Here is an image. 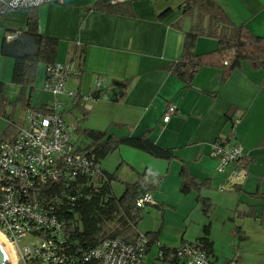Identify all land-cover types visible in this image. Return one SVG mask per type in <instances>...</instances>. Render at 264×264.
<instances>
[{
	"label": "crops",
	"instance_id": "1",
	"mask_svg": "<svg viewBox=\"0 0 264 264\" xmlns=\"http://www.w3.org/2000/svg\"><path fill=\"white\" fill-rule=\"evenodd\" d=\"M95 1L59 0L37 8L38 30L59 41L55 63L74 65L76 72L66 82L69 91L91 94L98 79L111 85L80 123L82 113L69 111L70 104L66 106L64 119L73 128L71 141L75 145L80 140L74 130L80 125L86 130L106 131L115 138L138 137L151 130L150 139L156 145L174 150L176 159L165 162L122 145L100 162L101 169L114 174L119 180L117 184L123 188L124 184L135 183L144 171H150L154 178L160 177L155 191L159 195L152 193L154 205L150 207L160 211L161 228L157 244L149 252L154 250L152 256L155 257L159 247L176 249L182 242H194L202 236L205 225L211 227L210 216L214 210L211 199L215 201L217 195L210 191L213 182L219 183L221 193L232 194V200L225 196L232 218L255 212L254 220H259L264 202L248 195L264 194V70H254L248 63H243L240 69L224 76L222 68L203 67L195 76L192 87L181 90L182 83L165 67L180 59L184 35L195 24L194 15H183L180 11L185 0L135 1L132 4L134 18L87 12ZM213 2L233 25H243L252 34L264 38V0ZM166 10L170 12L158 19ZM27 17L25 10L0 15V44L10 32L24 30ZM216 49L214 39L199 37L195 53L206 54ZM81 50L83 61L79 66ZM2 66H6L7 73L0 82L5 83V97L11 106L19 95V88L10 83L8 73H12L13 61L0 55V73H3ZM42 80L41 76L39 86ZM124 83L127 87L118 96L119 86ZM43 93L34 86L31 106L50 103L51 96ZM169 105H174L176 110L169 122L163 123L162 117ZM229 109L232 123L225 117ZM233 120H239V123L231 131ZM20 124L9 138L14 136ZM218 138H230L244 148L243 167L237 168L241 172L234 178L230 177L231 169L218 173L217 162L210 157L211 145ZM182 164L199 183L209 180V188L200 192L213 204L208 216H204L197 206L195 193H180ZM120 195L115 194L116 197ZM195 219L200 225L192 229ZM240 224L243 226L242 219ZM237 228L242 234L241 228ZM135 233L145 234L136 230ZM243 233L254 241L253 244L238 245L225 262L233 259L234 264H264V229L257 225ZM186 234L191 237L185 239ZM209 239L213 243L211 229ZM213 253L216 262L214 243ZM147 256L145 262L150 264Z\"/></svg>",
	"mask_w": 264,
	"mask_h": 264
},
{
	"label": "trees",
	"instance_id": "2",
	"mask_svg": "<svg viewBox=\"0 0 264 264\" xmlns=\"http://www.w3.org/2000/svg\"><path fill=\"white\" fill-rule=\"evenodd\" d=\"M58 1L52 0V2ZM135 1L138 0L111 4L110 0H96L87 9V12L134 18L136 14L132 4ZM179 8L183 15L195 16V24L184 35L180 59L165 67L166 71L176 76L182 83L181 90L192 87L195 76L203 67L222 68L224 76L233 70L240 69L243 63H248L254 70H264V38L252 34L243 25H233L213 0H185ZM25 11L28 12L25 29L10 32L9 34L14 35L11 40L6 38L2 40L0 55L13 61L10 83L19 88V95L13 106L20 105L25 110L30 109L44 114L48 112L46 107L49 104L31 106V95L34 90L38 65H45L46 79V70L56 62L59 41L39 33L37 9ZM169 12L170 10H166L157 18L161 20ZM199 37L214 39L217 42V49L197 55L195 46ZM81 52L82 50L78 55L79 66L83 61V52L82 54ZM224 62L227 64L224 65ZM126 87L127 83L120 84L118 96ZM100 95V92H96L95 94L92 93L91 96L97 101ZM70 106L69 111L77 110L82 113L79 123L84 121L90 108H87L78 96L70 102ZM8 107L5 97V83L0 82V117L10 122L11 115L7 114ZM65 112L64 110L60 114L64 117ZM231 114V109L225 113L229 123H232ZM11 127L9 123L0 134V142L9 139L12 133ZM151 132V130H147L138 137L115 138L106 131L86 130L80 125H77L74 130L75 135L80 140V143L76 145L77 151L92 156L99 164L106 156L117 151L122 145L139 150L156 160L171 162L176 159L173 149H163L150 139ZM228 140L230 138L226 139L227 142ZM243 162L242 159L237 168L243 167ZM99 179L97 185H94L87 178L78 176L69 188L56 182L46 187L44 192V200L50 201L55 197L60 198L58 202L51 203V206L56 215L65 223L70 252L94 248L108 238L132 243L139 235L135 233V230L141 220V211L143 210V208L136 206V200L145 193L152 194L155 192L160 177L154 178L150 171H144L138 175L135 183L124 184V192L119 197H116L112 191V184L119 183L114 174H107L102 170ZM179 179L180 193L182 195L195 193L197 206L204 216H208L213 209V204L208 198L202 197L200 192L209 188V180L199 183L183 164L179 171ZM78 192L82 198H75L71 201L70 198L78 195ZM248 196L264 202V194L255 193ZM246 216L255 218V212L254 214L248 212ZM258 219L263 223L264 208L261 209ZM159 233L160 228L155 232L142 234L146 239V245L141 264H147L145 257L150 249L157 244ZM209 235V225H205L200 238L194 242H182L181 245L189 244L199 247L210 259V264H214L213 243L209 239ZM178 249L179 247L176 249L159 247L150 264H181L177 256Z\"/></svg>",
	"mask_w": 264,
	"mask_h": 264
},
{
	"label": "built area",
	"instance_id": "3",
	"mask_svg": "<svg viewBox=\"0 0 264 264\" xmlns=\"http://www.w3.org/2000/svg\"><path fill=\"white\" fill-rule=\"evenodd\" d=\"M128 1L131 0H110V3ZM50 2L52 0H0V15L37 9ZM5 38L11 40L14 35L8 34ZM46 72L42 91L52 98L46 107L48 112L26 110V118L14 136L0 142V237L9 248L11 264H141L146 239L140 234L132 243L108 238L94 248L69 251L65 223L51 206L60 198L47 201L43 197L46 187L52 183L69 188L78 176L94 185L100 180V164L92 156L77 151L71 141L73 128L60 114L77 96L87 108L96 100L92 93L79 95L66 89L67 79L76 72L72 63H55ZM109 87L105 80L98 79L93 94H102ZM175 110L174 105H169L162 122H169ZM238 123L239 120H233L231 131ZM243 156V146L231 139L227 142L218 138L211 145L210 157L217 162L216 171L222 173L231 169V178L240 174L237 167ZM75 198H82L81 194L78 192L70 200ZM152 204L150 193L136 200L138 208ZM177 256L182 264H210L202 249L189 244L179 246ZM224 264H234V260Z\"/></svg>",
	"mask_w": 264,
	"mask_h": 264
},
{
	"label": "rangeland",
	"instance_id": "4",
	"mask_svg": "<svg viewBox=\"0 0 264 264\" xmlns=\"http://www.w3.org/2000/svg\"><path fill=\"white\" fill-rule=\"evenodd\" d=\"M2 67L4 69L3 73H0V78H2L3 74L5 75L7 73V69L5 68L6 66ZM45 69V65H38L34 83V86L36 88L38 87V89H41V91L43 90L46 81V79L44 80ZM8 73L10 77L11 72ZM41 76L43 77V80L42 82H40L39 86L38 82ZM3 77L5 78V76ZM0 81L2 80L0 79ZM66 89L68 90L67 84ZM51 101L52 99H50L49 102ZM8 113L11 115L10 122L0 117V134L6 129L9 123L12 126L11 130H14L15 127H17L21 122L24 121L27 115L25 109L21 108L20 105L9 106ZM220 188L221 187H219L218 182L216 184H214L213 182L210 188V191H212L211 194L213 192L217 193L215 201L211 199L212 203L214 204V210L210 216L211 238L213 239L216 252L215 256L217 257V261L214 264H224L225 259L229 258L232 253L236 251L238 245L242 244L243 246H246L244 245L245 243L247 244V246H251L253 244L254 241L251 242L249 238H247V234L243 233L245 230L249 231L250 227H256L257 225H260L261 228L264 229V224L261 222V220H254L253 217L245 218L247 217L246 215H243V217L237 215V217L232 218V216L230 215L232 210L229 213V206L227 207L228 202L225 201V196H227L229 200H232V194L230 192L221 193L219 191ZM112 189L116 195H120L123 192L124 188L118 185L117 183H113ZM156 195H159V192H155V196ZM240 219L243 220V226H241L240 224ZM160 220V211L157 208L150 207V205H148V207H143V210L141 211V220L136 226V232L145 233L146 231H156L158 228H161ZM199 225L200 222L195 219L194 224H191V228L195 229L199 227ZM237 227L241 228L242 234L240 233V230ZM189 237H191L189 234L185 235V239H189ZM242 237L244 238V240ZM153 254H155L154 250L147 256L148 263L153 260Z\"/></svg>",
	"mask_w": 264,
	"mask_h": 264
},
{
	"label": "water",
	"instance_id": "5",
	"mask_svg": "<svg viewBox=\"0 0 264 264\" xmlns=\"http://www.w3.org/2000/svg\"><path fill=\"white\" fill-rule=\"evenodd\" d=\"M0 264H11V256L1 237H0Z\"/></svg>",
	"mask_w": 264,
	"mask_h": 264
},
{
	"label": "bare ground",
	"instance_id": "6",
	"mask_svg": "<svg viewBox=\"0 0 264 264\" xmlns=\"http://www.w3.org/2000/svg\"><path fill=\"white\" fill-rule=\"evenodd\" d=\"M7 247V246H6ZM7 249H8V251H9V248L7 247ZM9 254H10V252H9Z\"/></svg>",
	"mask_w": 264,
	"mask_h": 264
}]
</instances>
